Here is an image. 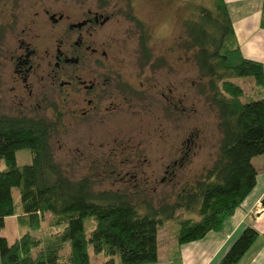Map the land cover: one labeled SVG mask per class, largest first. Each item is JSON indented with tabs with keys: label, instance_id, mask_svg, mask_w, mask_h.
Segmentation results:
<instances>
[{
	"label": "trees",
	"instance_id": "trees-1",
	"mask_svg": "<svg viewBox=\"0 0 264 264\" xmlns=\"http://www.w3.org/2000/svg\"><path fill=\"white\" fill-rule=\"evenodd\" d=\"M262 10L264 27V0ZM186 31L200 79L207 80L200 81V92L216 109L222 133L213 164L160 200L149 199L137 181L125 190L100 189L92 175L71 178L58 162L52 139L60 118L0 112V229L15 214L14 188L30 228L13 243L0 236V264H91L90 249L103 254L105 264L154 263L159 229L166 223L177 219L175 238L188 243L222 229L243 203L259 173L253 159L264 157V64L244 56L225 0L198 5V17L186 22ZM147 44L144 33L140 49L146 64L153 59ZM24 149L32 161L19 165L17 153ZM179 211L198 219L179 218ZM49 212L54 232L34 235ZM259 236L247 227L219 264H239Z\"/></svg>",
	"mask_w": 264,
	"mask_h": 264
},
{
	"label": "rangeland",
	"instance_id": "rangeland-1",
	"mask_svg": "<svg viewBox=\"0 0 264 264\" xmlns=\"http://www.w3.org/2000/svg\"><path fill=\"white\" fill-rule=\"evenodd\" d=\"M200 4H208V0H0V112L49 118L36 104H22L28 92H24L22 79L13 72L10 59L19 46L18 36L36 19L35 13L43 8L53 12L64 10L77 19L82 10L106 5L115 15L112 22L100 29V34L115 35L114 48L121 56L110 65L140 92L131 93V101L118 111L101 114L92 118L93 122L64 119L52 139L55 156L71 178L92 175L100 189L125 190L137 181L154 201L178 192L213 164L222 136L217 111L200 92L207 80L201 81L195 51L187 48L186 22L198 17ZM40 30V39L35 43L41 44L48 38V44L53 46L55 41H51L62 27L44 26ZM144 33L153 55L148 64L140 49ZM140 80L143 85L138 84ZM176 159L180 165L174 175L166 172V166ZM17 161L19 165L30 163L32 153L26 149L18 151ZM13 195L15 214L6 217L5 226L0 229V236L10 243L30 230L27 222L22 221L24 212L18 188H14ZM178 214L179 218L195 216L186 211ZM53 217V213H47L40 228L32 233L49 237L54 232ZM178 226L175 219L160 228V241L162 233L168 240V244L160 246L161 254H166L167 246L173 242L171 232ZM90 255L93 264H102L105 259L92 249Z\"/></svg>",
	"mask_w": 264,
	"mask_h": 264
},
{
	"label": "flooded vegetation",
	"instance_id": "flooded-vegetation-1",
	"mask_svg": "<svg viewBox=\"0 0 264 264\" xmlns=\"http://www.w3.org/2000/svg\"><path fill=\"white\" fill-rule=\"evenodd\" d=\"M114 15L106 5L82 10L77 19L64 10L43 8L35 13L36 19L18 36L19 46L10 56L13 72L20 76L24 92H28L22 104H36L49 118H60V129L66 118L87 123L128 104L130 94L140 90L111 67L121 57L114 48L115 35L100 34ZM44 26L62 27L51 41L55 45L48 44V38L41 41L42 46L35 43ZM140 81L138 84L143 85ZM172 104L177 106L174 101ZM178 164L179 160H174L165 171L174 175Z\"/></svg>",
	"mask_w": 264,
	"mask_h": 264
},
{
	"label": "crops",
	"instance_id": "crops-1",
	"mask_svg": "<svg viewBox=\"0 0 264 264\" xmlns=\"http://www.w3.org/2000/svg\"><path fill=\"white\" fill-rule=\"evenodd\" d=\"M225 1L244 56L264 64V27L261 26L263 0ZM255 159H258V163ZM253 163L259 172L255 187L235 212L225 219L222 229L210 231L203 238L184 244L177 242L174 230L171 232L173 242L167 246L166 254L160 253V246L162 243L168 244V240L162 233L161 242L158 234L159 259L149 264H219L234 242L250 226L257 229L260 236L239 264H264V208L261 204L264 198V158L257 156ZM105 263L106 258L102 264Z\"/></svg>",
	"mask_w": 264,
	"mask_h": 264
},
{
	"label": "water",
	"instance_id": "water-1",
	"mask_svg": "<svg viewBox=\"0 0 264 264\" xmlns=\"http://www.w3.org/2000/svg\"><path fill=\"white\" fill-rule=\"evenodd\" d=\"M261 204H262V207L264 208V198H263Z\"/></svg>",
	"mask_w": 264,
	"mask_h": 264
}]
</instances>
